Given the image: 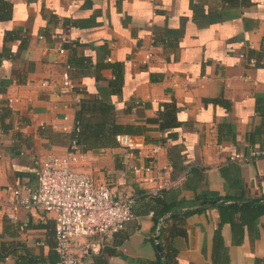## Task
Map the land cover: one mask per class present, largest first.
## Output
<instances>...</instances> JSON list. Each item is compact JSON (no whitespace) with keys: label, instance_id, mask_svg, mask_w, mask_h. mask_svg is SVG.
Returning <instances> with one entry per match:
<instances>
[{"label":"crops","instance_id":"obj_1","mask_svg":"<svg viewBox=\"0 0 264 264\" xmlns=\"http://www.w3.org/2000/svg\"><path fill=\"white\" fill-rule=\"evenodd\" d=\"M75 136L76 170L135 195L133 218L82 264L156 258L157 188L179 212L200 209L168 240L178 264H264V214L220 219L221 204L264 202V154L250 155L264 151V0H0V264H56L53 212L13 221L4 207Z\"/></svg>","mask_w":264,"mask_h":264},{"label":"built area","instance_id":"obj_2","mask_svg":"<svg viewBox=\"0 0 264 264\" xmlns=\"http://www.w3.org/2000/svg\"><path fill=\"white\" fill-rule=\"evenodd\" d=\"M59 53H64L60 48ZM145 54V59L151 57ZM242 56V54H240ZM249 63L253 65L254 59ZM69 65L66 63V69ZM46 85L47 81H43ZM73 87L68 73L64 74L61 91ZM79 133L78 123L73 126ZM117 143L131 150H142L144 141L128 133L115 135ZM155 149L152 150L154 152ZM264 154V151L252 150L251 156ZM79 139H71L62 153H46L38 162L35 177L36 186L32 189L11 187L12 198L7 201L4 213L11 220L18 218L20 210L39 208L53 212L55 220V246L58 260L56 264H82L83 255L100 248L125 223L133 218L132 207L135 195L116 196L106 181H99L95 176L75 169V164L82 157ZM243 156L236 154L233 159ZM150 170V167L146 168ZM153 181V177L147 178ZM157 190H152L157 193ZM77 249V250H76Z\"/></svg>","mask_w":264,"mask_h":264},{"label":"trees","instance_id":"obj_3","mask_svg":"<svg viewBox=\"0 0 264 264\" xmlns=\"http://www.w3.org/2000/svg\"><path fill=\"white\" fill-rule=\"evenodd\" d=\"M163 190H159L156 194L152 195L153 201V219L155 225L157 224L159 218L164 216L167 212L173 211V221L172 224L166 228L161 226L160 228V243L164 252V256L168 261V264H178L176 260V251L168 246V240L170 237L178 233H183L184 229L182 223L187 215L192 214L198 210H187L184 212H179L178 208L181 207V203L167 202L161 194ZM162 192V193H161ZM221 223L228 221L231 223L232 227L236 229L239 224H251L253 219L257 216L264 214V202H254L244 205H233V204H221ZM239 214V220H234V215ZM220 236H218V231L215 233V240L218 241ZM139 264H164L161 257L157 254L154 260L141 261Z\"/></svg>","mask_w":264,"mask_h":264},{"label":"water","instance_id":"obj_4","mask_svg":"<svg viewBox=\"0 0 264 264\" xmlns=\"http://www.w3.org/2000/svg\"><path fill=\"white\" fill-rule=\"evenodd\" d=\"M264 199V198H262ZM260 200V198H256V199H252L250 202H254V201H258ZM216 200H210V202H215ZM203 203H207V202H203ZM161 223H162V220H160L158 223H157V227H156V232H155V237H154V240H155V247H156V250L159 254V256L161 257V259L163 260V263L164 264H168V261L166 260L165 256H164V252H163V249L161 247V244H160V239H159V231H160V227H161Z\"/></svg>","mask_w":264,"mask_h":264}]
</instances>
